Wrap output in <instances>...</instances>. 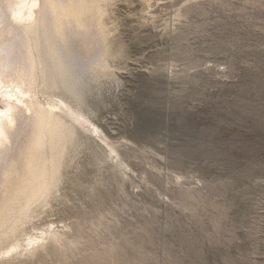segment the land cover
<instances>
[{
    "label": "rangeland",
    "instance_id": "1",
    "mask_svg": "<svg viewBox=\"0 0 264 264\" xmlns=\"http://www.w3.org/2000/svg\"><path fill=\"white\" fill-rule=\"evenodd\" d=\"M100 4L109 75L0 264H264V0Z\"/></svg>",
    "mask_w": 264,
    "mask_h": 264
},
{
    "label": "bare ground",
    "instance_id": "2",
    "mask_svg": "<svg viewBox=\"0 0 264 264\" xmlns=\"http://www.w3.org/2000/svg\"><path fill=\"white\" fill-rule=\"evenodd\" d=\"M101 16L100 0H0L2 258L20 247L5 240L56 184L70 136L67 117L75 114L70 96L86 100L109 75Z\"/></svg>",
    "mask_w": 264,
    "mask_h": 264
},
{
    "label": "snow or ice",
    "instance_id": "3",
    "mask_svg": "<svg viewBox=\"0 0 264 264\" xmlns=\"http://www.w3.org/2000/svg\"><path fill=\"white\" fill-rule=\"evenodd\" d=\"M179 179V178H178Z\"/></svg>",
    "mask_w": 264,
    "mask_h": 264
}]
</instances>
